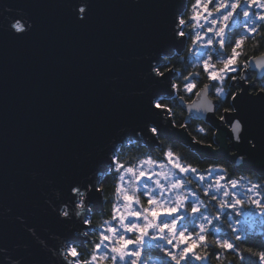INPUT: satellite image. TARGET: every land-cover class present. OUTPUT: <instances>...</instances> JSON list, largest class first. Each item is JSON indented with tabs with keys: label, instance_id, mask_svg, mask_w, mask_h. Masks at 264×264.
<instances>
[{
	"label": "snow or ice",
	"instance_id": "6c2138e0",
	"mask_svg": "<svg viewBox=\"0 0 264 264\" xmlns=\"http://www.w3.org/2000/svg\"><path fill=\"white\" fill-rule=\"evenodd\" d=\"M59 7L82 24L97 5L95 0H63ZM151 7L161 15L151 22L154 39L139 56L138 84L129 94L134 107L79 170L58 177L41 174L37 206L51 213L56 231L42 238L27 222L31 207L25 203L23 212L12 216L16 236L31 241V254L50 255L55 264H225L228 256L239 264H264V251L242 247L248 242L245 229L227 222L233 213L232 225L240 224V216L257 214L264 222V169L247 163L253 155L264 160V104L258 135L249 132L246 114L250 97L264 101V71L255 80L249 75L264 70V51L256 56L245 51L248 41H256L259 49L264 40V0H157ZM5 12L9 15L0 21L6 22L8 35L35 30L30 17ZM202 73L208 82L201 86ZM191 95L199 99L186 109L195 117L190 113L177 124L174 109L184 107ZM193 118L209 125L198 129L204 138L193 137V143L205 148L214 143L213 151L227 152L231 161L213 162L204 170L184 162L175 150L176 138L165 133L187 132ZM213 119L212 143H206ZM130 148L147 151L133 161L127 158ZM158 151L162 155L154 158ZM225 163L233 169L238 164L251 178L236 177ZM109 177L111 199L103 186ZM97 213L109 218L96 223ZM4 233L0 226V252L5 253L0 264H28L23 255L8 254Z\"/></svg>",
	"mask_w": 264,
	"mask_h": 264
},
{
	"label": "water",
	"instance_id": "95a60500",
	"mask_svg": "<svg viewBox=\"0 0 264 264\" xmlns=\"http://www.w3.org/2000/svg\"><path fill=\"white\" fill-rule=\"evenodd\" d=\"M156 2L95 0L92 16L77 24L67 9L59 7L63 0H0V16L9 15L8 8L11 15L35 22L33 32L15 37L3 31L6 22L0 21V226L14 259L23 255L28 264H55L50 255L31 254V241L17 238L12 216L21 214L26 203L31 207L27 222L42 238L56 231L51 213L37 206L40 176L79 170L122 125L134 107L129 94L138 84L140 53L154 39L151 22L161 15L151 7ZM261 71L257 68L249 75L257 79ZM193 97L183 108L187 116L195 117L194 110L186 109L198 101ZM262 104L251 97L246 103L252 134L260 132ZM216 123L211 121L213 129ZM165 134L202 158L231 161L227 152L213 151L216 145L193 143L189 131L171 129ZM222 135L228 136L226 129ZM247 163L251 169H264V160L257 155ZM4 255L0 252V258Z\"/></svg>",
	"mask_w": 264,
	"mask_h": 264
},
{
	"label": "trees",
	"instance_id": "16d2710c",
	"mask_svg": "<svg viewBox=\"0 0 264 264\" xmlns=\"http://www.w3.org/2000/svg\"><path fill=\"white\" fill-rule=\"evenodd\" d=\"M194 0H192L193 2ZM234 31L236 30L235 28L233 29ZM257 40H260V38L258 37ZM260 44L261 47H259V49H257V42L250 40L247 43V47L245 49L246 53L250 56H255L260 54V52L264 51V40H260ZM244 57L241 58V60H243ZM177 67L180 68L181 70H183L184 65H180L177 64ZM189 71H199L198 68L196 69H192L189 68ZM252 79H254V76L252 77ZM255 80V79H254ZM207 82L206 77L203 75V73L201 74V80L199 81V83L201 84V86L203 85V83ZM194 95L191 96H186L185 101H191L194 97ZM176 116V122L177 124L184 122V118L187 117V112L183 107H177L174 109ZM203 126L206 129H208L209 125L205 124L204 121L200 120V119H192L191 123L189 124L188 127V131L191 133V135H193L194 137L200 139V138H204L203 134H198V129ZM214 131V129L212 128L211 131H209V135L207 138H205V142L206 143H212V134L211 132ZM163 139V138H162ZM178 142V141H177ZM164 143L167 145L168 141L164 140ZM213 145H215L213 143ZM179 154H181L184 158V162L185 163H192L194 166L200 168L201 170L207 169L209 167L210 164H212L213 162H222V161H227L225 159H209V158H202L200 157L195 151H193L192 149H190L188 146H185L184 144L178 142L176 145V149H175ZM147 149H136V148H130L129 152H128V159L130 160H137L138 158H140L142 156V154L144 152H146ZM162 152H157L154 154L155 155H159ZM224 167L228 168L229 172H235V176L239 177L241 175H248L251 178V174H246L243 171H240L239 168L235 167V169H233L231 167L230 163H225ZM112 178L109 177L108 180L104 183V188H105V195L107 197H109L110 192H111V188H112ZM105 208L108 209V204L105 205ZM99 213H97V215L94 217V221L96 223H98V219H99ZM223 227L225 228V226L223 225ZM246 233L248 235V242L243 244L242 247L244 248H249L252 251H259V250H264V230L263 231H259V229L257 228H248L246 230ZM213 264H216V261H213ZM225 264H239L238 260H235V258L233 256H228L226 258ZM248 264H255L254 260H250L248 262Z\"/></svg>",
	"mask_w": 264,
	"mask_h": 264
},
{
	"label": "rangeland",
	"instance_id": "374dc122",
	"mask_svg": "<svg viewBox=\"0 0 264 264\" xmlns=\"http://www.w3.org/2000/svg\"><path fill=\"white\" fill-rule=\"evenodd\" d=\"M194 2V1H193ZM206 77V76H205ZM207 79V78H206ZM227 87V85H226ZM159 155H162L159 154ZM159 155H155L154 158H157V156ZM189 180H194L193 177L189 176L188 177ZM112 183H113V180H112ZM112 195H113V184H112V188H111V192H110V195H109V199L112 198ZM111 208V203L108 204V209ZM231 211V210H230ZM109 217L107 215H104V216H101L99 215V219H98V223L102 222L103 219H108ZM235 219V213H233L232 215H230L228 217V224L231 225V226H234L236 228H244L245 229V232L248 228H257L259 229V231H263L264 230V222H262V218L257 214L255 217H251V216H240L239 219H240V224L238 225H232V221ZM253 219H255V223H253ZM95 222V221H94ZM221 227L223 228L224 231H230V227H223V224L221 225ZM155 257H153L154 259Z\"/></svg>",
	"mask_w": 264,
	"mask_h": 264
},
{
	"label": "clouds",
	"instance_id": "9594fccd",
	"mask_svg": "<svg viewBox=\"0 0 264 264\" xmlns=\"http://www.w3.org/2000/svg\"><path fill=\"white\" fill-rule=\"evenodd\" d=\"M249 250H251V249H249ZM262 251H264V250H262Z\"/></svg>",
	"mask_w": 264,
	"mask_h": 264
}]
</instances>
